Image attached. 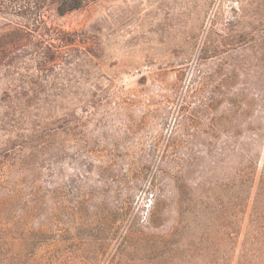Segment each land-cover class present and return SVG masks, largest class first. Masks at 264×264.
Returning a JSON list of instances; mask_svg holds the SVG:
<instances>
[{
	"label": "trees",
	"instance_id": "trees-1",
	"mask_svg": "<svg viewBox=\"0 0 264 264\" xmlns=\"http://www.w3.org/2000/svg\"><path fill=\"white\" fill-rule=\"evenodd\" d=\"M107 1L0 0V264H102L111 249L109 264H264V29L243 26L209 35L200 59L217 42L248 46L255 79L244 77L251 63H228L216 80L196 62L145 219L81 239L90 257L63 261L60 186L43 177L63 173L66 100L75 104L96 41L95 26L58 21Z\"/></svg>",
	"mask_w": 264,
	"mask_h": 264
},
{
	"label": "rangeland",
	"instance_id": "rangeland-1",
	"mask_svg": "<svg viewBox=\"0 0 264 264\" xmlns=\"http://www.w3.org/2000/svg\"><path fill=\"white\" fill-rule=\"evenodd\" d=\"M58 22L95 26L96 58L85 67L75 104L66 100L63 173L43 177L47 189L60 186L54 200L63 203V261L70 254L77 262L92 252L81 239L106 237L113 224L122 234L126 219H145L153 201L150 183L155 176L162 180L159 155L171 142L174 110L205 39H216L227 27L264 29V0H108ZM206 56L202 67L213 79L233 62L251 63L244 77L250 83L256 77L257 59L248 46L217 42ZM111 255L112 249L102 264Z\"/></svg>",
	"mask_w": 264,
	"mask_h": 264
}]
</instances>
